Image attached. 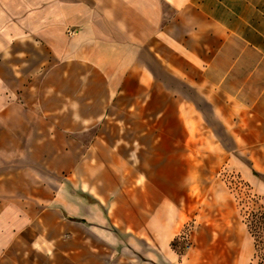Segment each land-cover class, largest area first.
<instances>
[{
	"label": "crops",
	"instance_id": "crops-1",
	"mask_svg": "<svg viewBox=\"0 0 264 264\" xmlns=\"http://www.w3.org/2000/svg\"><path fill=\"white\" fill-rule=\"evenodd\" d=\"M235 179L264 0H0V264H249Z\"/></svg>",
	"mask_w": 264,
	"mask_h": 264
},
{
	"label": "rangeland",
	"instance_id": "rangeland-1",
	"mask_svg": "<svg viewBox=\"0 0 264 264\" xmlns=\"http://www.w3.org/2000/svg\"><path fill=\"white\" fill-rule=\"evenodd\" d=\"M232 183L240 215L246 221L253 241L254 250L249 264H264V204L242 187L240 179H235Z\"/></svg>",
	"mask_w": 264,
	"mask_h": 264
},
{
	"label": "built area",
	"instance_id": "built-area-1",
	"mask_svg": "<svg viewBox=\"0 0 264 264\" xmlns=\"http://www.w3.org/2000/svg\"><path fill=\"white\" fill-rule=\"evenodd\" d=\"M75 33V31L74 30H71V31H69V35H73ZM190 248V246L189 245H187L186 246V249H189Z\"/></svg>",
	"mask_w": 264,
	"mask_h": 264
}]
</instances>
